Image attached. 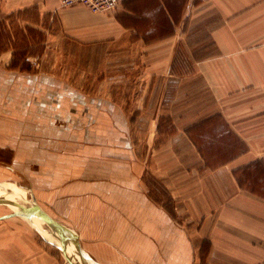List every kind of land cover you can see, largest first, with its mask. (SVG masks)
<instances>
[{
	"label": "crops",
	"instance_id": "crops-1",
	"mask_svg": "<svg viewBox=\"0 0 264 264\" xmlns=\"http://www.w3.org/2000/svg\"><path fill=\"white\" fill-rule=\"evenodd\" d=\"M28 10L80 50L139 56L138 78L167 104L193 80L209 100L185 110L160 144L162 164H145L176 204L172 214L144 183L121 105L53 75L9 70L11 48L0 51V206L26 213L0 207L12 233L0 238V264H264V0H120L100 12L0 0L2 14ZM135 115L139 124L143 109ZM226 137L242 150L224 159L203 150L231 146ZM16 192L23 204L2 199Z\"/></svg>",
	"mask_w": 264,
	"mask_h": 264
},
{
	"label": "rangeland",
	"instance_id": "rangeland-1",
	"mask_svg": "<svg viewBox=\"0 0 264 264\" xmlns=\"http://www.w3.org/2000/svg\"><path fill=\"white\" fill-rule=\"evenodd\" d=\"M25 17L30 19L28 20L31 24L26 22ZM34 21L37 22L33 10L9 15L0 13V51L11 48L8 69L32 74L53 75L66 85L89 92L94 96L106 97L121 105L128 114L129 135L134 151H136L138 159L144 162V183L149 187L152 198L160 205H166L173 214L176 204L167 201L165 186L160 180H151L145 164L153 157V162L159 161L161 165L167 156V150L161 148L160 144L164 143L163 141L168 138L167 135L176 129L175 125L182 126L184 123L182 121L183 113L189 109L192 111L198 109L208 102V97L198 98V83H193V80L190 86L185 85L184 89H182L183 85H179L180 89L176 99L167 104L165 100L157 99L158 94L153 93L152 95V83L150 81L145 83L144 75L138 78L140 73L142 74L139 56L134 54L122 57L111 56L101 50H80L70 41L52 35L56 30L54 26L46 28L36 25ZM184 55L187 54L184 53ZM128 61L137 62V66L125 65V62ZM160 87L161 85H157V88ZM173 87L170 85L169 90H173ZM195 91L196 93H194ZM188 92H191V95H188ZM158 106L164 109L162 113H166V110L170 109L171 116L160 115L157 117L154 115L156 109H153ZM142 109L143 115L137 119L139 124L135 123L137 118L135 112H140ZM189 118L194 120L195 116L192 114ZM189 118L187 117V119ZM152 123H156L158 126L157 131L152 130ZM226 139L231 141L229 142L231 146L219 150L210 148L203 150L207 154L209 152L211 157L219 159L230 157L242 150L240 142H236L234 138L226 137ZM180 150V148L176 149L178 156L181 155ZM3 198L5 202L11 204L14 201L24 203L20 193L17 192L10 195L4 194ZM0 207L4 209L2 214L11 213L7 206ZM177 215L175 213V219L181 222V216ZM11 217V219H19L16 216ZM10 232L7 224L0 221V238L12 234ZM36 237L40 247L46 246L49 249H55L52 245L45 243L39 234H36ZM202 262H204L202 259H196L193 264H202Z\"/></svg>",
	"mask_w": 264,
	"mask_h": 264
},
{
	"label": "built area",
	"instance_id": "built-area-1",
	"mask_svg": "<svg viewBox=\"0 0 264 264\" xmlns=\"http://www.w3.org/2000/svg\"><path fill=\"white\" fill-rule=\"evenodd\" d=\"M60 6L71 7L82 5L93 12L110 11L115 9L120 0H58Z\"/></svg>",
	"mask_w": 264,
	"mask_h": 264
},
{
	"label": "water",
	"instance_id": "water-1",
	"mask_svg": "<svg viewBox=\"0 0 264 264\" xmlns=\"http://www.w3.org/2000/svg\"><path fill=\"white\" fill-rule=\"evenodd\" d=\"M31 209H32V212L35 211L37 214H39L44 219H46L49 223H51L54 227H56L58 229V232L60 234H62V235H69L70 238H71V240L74 241V243L76 244V247L78 248V251L80 253H83L81 247L79 246V243H78V240H77V236L73 232H71L70 230L66 229L61 224L57 223L54 219H52L49 215H47L39 207L34 206ZM25 214L26 213L20 212V211L17 210V211L12 212L10 215H25Z\"/></svg>",
	"mask_w": 264,
	"mask_h": 264
}]
</instances>
